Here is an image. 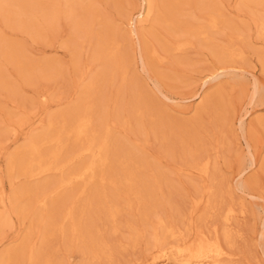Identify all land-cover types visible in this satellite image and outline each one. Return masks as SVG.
I'll return each instance as SVG.
<instances>
[{
  "label": "rangeland",
  "instance_id": "1",
  "mask_svg": "<svg viewBox=\"0 0 264 264\" xmlns=\"http://www.w3.org/2000/svg\"><path fill=\"white\" fill-rule=\"evenodd\" d=\"M244 2L0 0V264H210L204 240L264 264V0Z\"/></svg>",
  "mask_w": 264,
  "mask_h": 264
},
{
  "label": "bare ground",
  "instance_id": "2",
  "mask_svg": "<svg viewBox=\"0 0 264 264\" xmlns=\"http://www.w3.org/2000/svg\"><path fill=\"white\" fill-rule=\"evenodd\" d=\"M245 2H253L254 0H243ZM143 2L148 6V8H151L152 7V0H143ZM244 2V3H245ZM206 7V6H205ZM208 7H206V10ZM215 9V8H214ZM149 10V9H148ZM203 10V8H202ZM212 11V10H211ZM205 12V11H204ZM203 12V13H204ZM208 12V11H207ZM213 13V12H212ZM92 14V13H91ZM147 14V13H146ZM211 14V13H210ZM205 15V14H204ZM213 15V14H212ZM133 24L135 23H142L144 22L145 20V14H144V11H139L138 13H136L134 16H133ZM132 21V19H131ZM131 25H132V22H131ZM137 25V24H136ZM135 27V26H134ZM137 29V28H136ZM136 29H133L132 31V34L133 36H136L138 37V32ZM45 31V30H44ZM212 31V30H211ZM80 47V46H79ZM8 57V56H7ZM110 60V59H109ZM117 66V65H116ZM103 75V74H102ZM224 73L223 71H218L215 75H212L210 77H207L202 84H206V82L208 81H216L218 82L220 80V76H223ZM211 82V83H212ZM210 83V82H209ZM255 95V94H254ZM206 100V99H205ZM82 104V103H81ZM89 158V157H88ZM158 166V165H157ZM106 167V166H105ZM201 172L204 173V169H201ZM105 184V183H104ZM78 189V188H77ZM239 189L242 190L241 186L239 185ZM230 193H235L234 190H232ZM77 195V194H76ZM74 199V198H73ZM200 200L196 201L195 202V206H198L197 203L199 202ZM201 202V201H200ZM4 221V220H3ZM203 239V238H202ZM205 242V240H204ZM202 243V244H198L199 246L197 247V249L199 251H202V253H210L209 255H206L209 259L211 258L212 259V262L210 264H220V260L222 261V256H223V252L222 250L219 248V246L213 244V243H209V242H206V243ZM196 247V246H195ZM32 253V252H31Z\"/></svg>",
  "mask_w": 264,
  "mask_h": 264
}]
</instances>
